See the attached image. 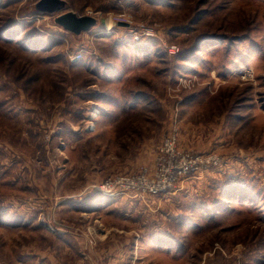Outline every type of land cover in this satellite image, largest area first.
<instances>
[{"label": "rangeland", "instance_id": "374dc122", "mask_svg": "<svg viewBox=\"0 0 264 264\" xmlns=\"http://www.w3.org/2000/svg\"><path fill=\"white\" fill-rule=\"evenodd\" d=\"M39 1L0 0V264H264V0Z\"/></svg>", "mask_w": 264, "mask_h": 264}, {"label": "built area", "instance_id": "2783aa9c", "mask_svg": "<svg viewBox=\"0 0 264 264\" xmlns=\"http://www.w3.org/2000/svg\"><path fill=\"white\" fill-rule=\"evenodd\" d=\"M92 15L94 14H90L89 16ZM150 33L151 32L148 31L147 35ZM81 58V55H77V57H74L71 61H79ZM176 180V178L170 177L167 180L169 183L168 188H170ZM168 188L164 186V181L160 174H158L154 180H148L144 174L139 177L115 175L107 179L100 186L95 187V191L115 199L119 197L146 196L147 194L159 196L165 193Z\"/></svg>", "mask_w": 264, "mask_h": 264}, {"label": "water", "instance_id": "95a60500", "mask_svg": "<svg viewBox=\"0 0 264 264\" xmlns=\"http://www.w3.org/2000/svg\"><path fill=\"white\" fill-rule=\"evenodd\" d=\"M61 7L60 0H40L38 8L43 13H50L58 10ZM56 25L60 26L66 32L74 35H80L84 32H89L97 25V18L89 15L79 16L74 12H66L60 14L54 19Z\"/></svg>", "mask_w": 264, "mask_h": 264}, {"label": "bare ground", "instance_id": "6f19581e", "mask_svg": "<svg viewBox=\"0 0 264 264\" xmlns=\"http://www.w3.org/2000/svg\"><path fill=\"white\" fill-rule=\"evenodd\" d=\"M108 26H110V23H108ZM102 194V193H101ZM105 195V194H104Z\"/></svg>", "mask_w": 264, "mask_h": 264}]
</instances>
